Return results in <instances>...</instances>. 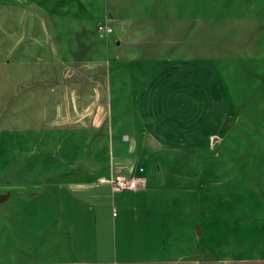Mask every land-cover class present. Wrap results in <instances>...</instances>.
Here are the masks:
<instances>
[{"label":"crops","instance_id":"obj_1","mask_svg":"<svg viewBox=\"0 0 264 264\" xmlns=\"http://www.w3.org/2000/svg\"><path fill=\"white\" fill-rule=\"evenodd\" d=\"M82 2L95 19L107 10ZM198 7L216 41L209 60L163 61L133 93L111 85L115 110L129 98L147 141H131L133 165L114 176L143 186L112 191V176L7 194L0 264H264V0ZM114 51L125 65L126 49Z\"/></svg>","mask_w":264,"mask_h":264},{"label":"rangeland","instance_id":"obj_2","mask_svg":"<svg viewBox=\"0 0 264 264\" xmlns=\"http://www.w3.org/2000/svg\"><path fill=\"white\" fill-rule=\"evenodd\" d=\"M203 1L107 0L95 19L82 0H0V194L112 177L133 165L130 143L146 137L129 98L115 110L111 85L133 93L163 61L209 60L217 48L197 18L208 11ZM128 10L132 20L123 17ZM217 43L232 50L226 39Z\"/></svg>","mask_w":264,"mask_h":264},{"label":"built area","instance_id":"obj_3","mask_svg":"<svg viewBox=\"0 0 264 264\" xmlns=\"http://www.w3.org/2000/svg\"><path fill=\"white\" fill-rule=\"evenodd\" d=\"M111 30L110 26L105 25V33H109ZM141 170L142 168L140 167L139 171ZM142 180L143 179L138 176L126 177L124 175H116L110 181L111 189L112 191L137 189L143 186Z\"/></svg>","mask_w":264,"mask_h":264},{"label":"water","instance_id":"obj_4","mask_svg":"<svg viewBox=\"0 0 264 264\" xmlns=\"http://www.w3.org/2000/svg\"><path fill=\"white\" fill-rule=\"evenodd\" d=\"M7 198V194H0V201Z\"/></svg>","mask_w":264,"mask_h":264}]
</instances>
